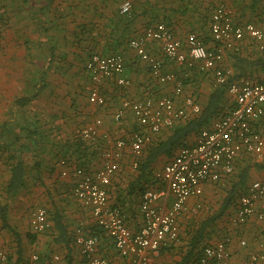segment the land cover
Instances as JSON below:
<instances>
[{"label": "crops", "instance_id": "crops-1", "mask_svg": "<svg viewBox=\"0 0 264 264\" xmlns=\"http://www.w3.org/2000/svg\"><path fill=\"white\" fill-rule=\"evenodd\" d=\"M122 1L124 0H51V5L57 6L58 11L56 10V16L50 19L54 22L53 26L50 24L47 31L43 28L40 36L31 25V20L26 17V31H21L19 38L26 36L27 42L19 39L18 48L25 50L23 53H26L27 60L31 54L32 57L38 53L45 57L40 61L41 57L36 56L35 70L33 68V71L26 72L25 76L28 74V77L22 76L19 79L20 84L14 79L7 91L0 88V250L7 255L6 261L0 264H25L32 253L38 255V264L51 263L53 254L59 255L55 264H85L78 246L73 241L74 229L80 227L85 234H91L97 225L90 209L73 196L74 178L61 175L63 166L61 167L59 162L64 160V166L73 169L82 168L80 162L86 161V167L82 169L96 170L103 162L101 153L104 149L109 147L118 151V148L113 146L115 139H127L133 131L142 129L134 120L131 110L123 107L126 100L133 102L147 96L157 98L165 94L172 95L170 84L157 83L150 76L147 65L138 59L128 44H119L117 37L124 34L123 26L117 21L121 16L119 5ZM129 1L131 16L134 18L128 24L125 36L130 39L141 36L144 28L151 25V21L166 23L173 34L182 40L188 32L205 36L204 29L200 28L204 21L203 15L209 14L219 5L230 11L235 23L250 22L264 27V0ZM14 14L17 16V12ZM21 17L23 16H20L19 20ZM86 29L88 41L74 38L75 34L78 35L80 31L85 33ZM84 33L82 35H85ZM91 37L94 47L88 44ZM247 41L248 37L243 38L239 45L245 48ZM145 46L149 53L161 59L164 71H171L181 79L182 92L175 98L178 105L181 104L183 96L203 99L213 86L211 72L200 70L197 63H194L193 71L187 73L181 70L187 67H180L175 62L173 65L162 55L157 42L148 40ZM90 50L99 54L118 51L124 58L123 76L128 83L117 85L114 76L106 79L100 85L106 100L104 107H97L87 101L89 76L83 65ZM224 59L227 69H232L228 57L225 56ZM219 65L222 66V63ZM35 72L41 73L40 81L36 82L38 74ZM251 75L236 82L245 79L264 80V72L253 71ZM31 93L36 95L26 107L19 109L14 105L16 97ZM228 97L233 103V97L229 94ZM117 109H122V117L119 121H114L112 115ZM96 117L101 119L97 138L93 141L83 140L80 130ZM254 126L264 133V116ZM197 136L188 137L187 143L193 144ZM147 144L142 146L140 155ZM19 150L22 151L21 154ZM12 154L15 157L21 155L25 165V184L15 194L7 195L3 187L10 175L9 168L13 160L9 157ZM173 154L163 156L165 161ZM140 155L136 157V161ZM263 158L257 161L248 153H238L230 174L217 182L204 183L200 196L189 197L185 211L177 218V239L160 250L155 262L174 264L181 260L177 250L187 249L189 243L185 235L186 231L190 230L188 224L192 223L191 226L196 227L198 221L216 215L213 223L206 229L203 239L213 243L222 236H228L229 259L226 264H243L248 253L263 251L264 225L254 216L242 224L233 225L230 218L235 213L238 198L225 205L227 192L231 188H237L241 185L240 182L245 181L247 191L250 182L264 179V166L259 165ZM130 161L131 156L122 151L118 170L112 175L106 190L109 204L120 206L118 208L124 214L127 226L131 231H135L141 224L138 210L140 198L135 205L131 196L128 197L131 182L136 183V168H131ZM157 161L152 168L154 183L151 188L155 189L164 187L156 176V172L161 169L155 170ZM244 171L245 178L240 181V174ZM116 191L122 192L118 199ZM170 201L171 196L168 195L158 199L155 205L161 209L167 208ZM35 206H42L46 211L47 226L42 232H33L29 225L30 212ZM258 209L264 211V205L258 206ZM58 226L63 228V233H60ZM98 236L97 252L109 260L125 264L127 260L117 254L112 238L102 229ZM240 240H244L245 245H240Z\"/></svg>", "mask_w": 264, "mask_h": 264}, {"label": "built area", "instance_id": "built-area-1", "mask_svg": "<svg viewBox=\"0 0 264 264\" xmlns=\"http://www.w3.org/2000/svg\"><path fill=\"white\" fill-rule=\"evenodd\" d=\"M119 13L130 17L129 0L122 1ZM209 32L212 40L220 43L223 49L237 51L239 42L248 37L259 50H264V27L250 22H233L230 11L223 5L213 10ZM148 40L157 42L162 55L176 64L191 67L197 63L200 70L210 71L213 85L225 84L231 72L219 65L222 51L209 49L195 33L188 32L182 40L164 23L145 27L141 36L128 41V47L140 61L147 64L150 76L157 83L171 85L172 95L157 98L147 96L133 102L126 100L123 107L131 110L134 120L142 129L133 131L127 139H115L113 146L118 151L109 147L104 149L101 153L103 162L96 170L86 171L80 167L68 169L64 166V160L59 162L63 166L61 175L74 178L73 196L90 209L95 224L112 238L117 254L126 258L125 264H157L155 257L161 248L178 237L177 218L185 211L188 198L200 196L204 183L217 182L230 174L238 153H248L257 161L264 157V133L254 126L264 116V80L229 82L227 92L233 97L231 110L212 120L208 127L200 131L193 144L178 148L164 162L156 172L164 187L147 188L142 192L138 204L141 224L137 230H130L124 214L109 204L106 190L112 175L118 170L122 151L131 156L130 166L135 169L136 157L153 135L172 128L200 111V105L191 96H183L181 104L176 103V96L179 97L182 92V81L173 72L164 71L161 59L147 51L145 43ZM84 68L90 80L87 101L97 107L106 103L99 87L106 79L114 76L117 85L128 83L123 76L124 58L119 52L107 55L93 53L86 60ZM121 117L122 109L113 112L114 121H119ZM100 126L101 119L93 118L80 130V137L95 140ZM168 195L171 201L167 208L161 209L155 205L158 199ZM263 205L264 179H256L249 183L246 193L238 197L230 222L238 225L254 216L264 225V211L258 209ZM29 225L33 232L45 229L44 207L32 208ZM98 240L97 234H85L80 227L74 229L73 241L85 264H120L97 252ZM228 242V236H222L205 246L198 264H226L229 259ZM239 243L245 245L246 242L240 240ZM6 259V253L0 250V263ZM58 260L59 255L53 254L52 262L48 264H55ZM25 264H38V255L32 253ZM243 264H264V250L248 253Z\"/></svg>", "mask_w": 264, "mask_h": 264}, {"label": "trees", "instance_id": "trees-1", "mask_svg": "<svg viewBox=\"0 0 264 264\" xmlns=\"http://www.w3.org/2000/svg\"><path fill=\"white\" fill-rule=\"evenodd\" d=\"M29 3V4H28ZM51 0H0V24H4L7 21H10L11 15L15 12H17V16H23L20 19L25 22L23 25L26 29V17L28 20H31V25L34 26L37 35L40 36L41 32L47 31V28H49L50 24L51 27L53 26L54 22L50 20L52 17L56 16V10L58 11L57 6L51 5ZM133 9V8H132ZM214 10V9H213ZM133 12V11H132ZM213 11H210L209 14L205 13L203 15V23L200 24L201 30L204 29V35L199 36L195 33L202 42L206 45V42L208 39H211V35L209 32V23H210V17ZM16 15V14H15ZM134 16L130 14V17L124 16L121 14L120 18H118V23L123 26L124 28V34H121L119 37H117V40L120 43H125V45L128 44V41L130 40V37L125 36L126 35V28H129L128 24L133 20ZM19 19V17H18ZM154 22V23H153ZM30 23V22H29ZM155 24V21L150 22ZM158 23V22H156ZM164 23V22H161ZM47 24H49L47 26ZM166 24V23H164ZM167 25V24H166ZM208 25V27H207ZM88 30L86 29L85 33L83 31H80V33L77 35H74V38L76 40H81L83 38L85 41L87 40V33ZM23 33V32H22ZM85 35H82V34ZM93 37L89 39L88 44L92 45L93 40H91ZM247 38V37H244ZM21 39H24L25 42H27L26 36H21ZM249 41L245 44V48H243V45H239V50H228L224 49V53L228 57L231 63L230 74H228L227 82L225 84H219V85H213L209 91H207L206 99L200 100V97L195 98L194 100L200 104V111L187 118L186 120L176 124L170 130L167 132L165 131L161 135L154 136L151 141L146 145V147L142 151V155H140L139 159H137V167L135 169V180L136 183L133 184V181L130 184L128 197L131 196V199L135 202L136 205L137 200L140 198L142 192L146 190L147 188H151V185L154 183L153 181V167L160 157H168L173 154L178 148L182 146H188L191 145L190 143H187V138L191 135H198L200 131L210 125L212 120L223 116L226 114L231 108L233 107V103H231V100L228 97L227 92V84L232 81H236L241 79L242 77H247V75H251L253 71L255 72H264V51L259 50L257 47V44L255 42H252L250 38H248ZM213 41V40H212ZM214 44H217L221 47L220 43H217L213 41ZM93 46V45H92ZM243 50H242V48ZM94 47V46H93ZM249 47V49H248ZM87 48V47H86ZM211 49L210 47H208ZM250 50V51H249ZM118 52V51H117ZM97 53L90 50L87 53V57H89L91 54ZM116 53V52H112ZM102 55H107L104 53H101ZM111 54V53H110ZM122 54V53H121ZM33 54L29 55L28 63H26V72L33 71V68L35 70V65L37 64V57H41L40 61L45 56L40 55L39 53L32 57ZM37 56V57H36ZM45 60V59H44ZM43 60V61H44ZM85 64V63H84ZM146 64V63H145ZM147 65V64H146ZM148 67V66H147ZM186 67V66H185ZM223 67V66H222ZM84 68V65H83ZM225 68V67H224ZM85 69V68H84ZM149 71V69H148ZM38 75L36 76V82L40 81L41 79V73L35 72ZM28 77V74L25 76V78ZM89 78V77H88ZM186 79H184L185 82ZM35 82V81H34ZM90 85V80H89ZM88 85V87H89ZM28 86L30 88V84L28 81ZM34 86V85H33ZM100 87V86H99ZM101 90V87H100ZM101 93L103 95V91L101 90ZM36 93L31 94H24L21 96H18L14 100V105H16L19 109L26 107V105L34 98ZM88 95V91H87ZM204 95V94H203ZM104 107V106H103ZM167 132V133H166ZM83 143H80L82 145ZM83 149V148H82ZM21 154V150H19ZM15 157L13 154L9 157L13 160L12 164L10 165L9 171L10 175L8 180L6 181V184L3 187V191L7 195H12L18 192L25 184L24 181V173H25V165L23 160L21 159V155ZM83 162V161H82ZM86 161L84 163L80 162V166L86 167ZM264 166V158L261 164ZM246 172H242L240 174V181H243L245 178ZM241 185L237 186V188H231L227 192V197L225 199V205L227 203H233L236 198H238L240 195L246 193V185L245 181L240 182ZM243 185V186H242ZM132 190V192H130ZM117 198H119L120 191H116ZM113 207H119V205H115ZM225 207V206H224ZM217 217V215L215 216ZM215 217H209L205 218L203 220H200L197 222V226L193 227L192 223L188 224V227L190 230L186 231V235L188 237V245L187 249H178L177 252L181 255V260L178 262H175L174 264H198L199 257L201 256L202 250L205 246L211 245L212 243L206 242L203 238L206 232V229L210 227V224L213 223V220ZM56 224V222L54 221ZM196 223V222H195ZM196 225V224H194ZM58 230L60 233H63V228L58 226ZM101 229L100 227L95 226L94 232H91V234H100ZM74 240V236H73ZM162 249V248H161Z\"/></svg>", "mask_w": 264, "mask_h": 264}, {"label": "rangeland", "instance_id": "rangeland-1", "mask_svg": "<svg viewBox=\"0 0 264 264\" xmlns=\"http://www.w3.org/2000/svg\"><path fill=\"white\" fill-rule=\"evenodd\" d=\"M18 17H20V15L16 16L13 13L11 15L10 21H7L4 24H0V88H2L3 90L5 89V91L10 88L11 82L14 79L17 83L20 84L21 82L19 81V79L22 76H24L23 78H25L26 73V53H23L25 50L23 51L22 48H18V40L21 39V37L19 38V36L22 34L21 31L25 33L26 29L23 26L25 22L19 20ZM206 46L210 47L211 49H220L222 51L223 57L220 62L222 63L223 67L227 68V64L224 59V57L226 56V54L224 53V49L219 45L217 46V44H214L211 39L207 40ZM171 63L174 65V61H171ZM179 66L181 67L182 65ZM192 69L193 65L181 70L188 73L189 71H193ZM180 72L181 71H179V73ZM190 76H192V74H190ZM206 88L207 87H205V89ZM200 92L202 93V91ZM159 160L157 161V165L155 167L156 171L159 170L158 168L162 167L165 162V158L162 157L161 161Z\"/></svg>", "mask_w": 264, "mask_h": 264}]
</instances>
